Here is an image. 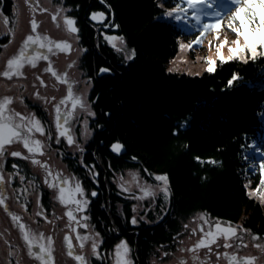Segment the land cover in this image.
I'll list each match as a JSON object with an SVG mask.
<instances>
[{
  "label": "trees",
  "instance_id": "1",
  "mask_svg": "<svg viewBox=\"0 0 264 264\" xmlns=\"http://www.w3.org/2000/svg\"><path fill=\"white\" fill-rule=\"evenodd\" d=\"M53 1L77 23L83 50L79 69L91 81L94 116L82 156L72 153L52 117H44L43 126L47 137H59L58 155L89 193L87 216L105 257L99 264H109V252L123 240L134 264H151L161 257L159 248L167 261L196 213L264 234V207L252 197L264 172L262 46L255 58L218 60L211 73L169 72L179 42L193 38L196 30L160 15L189 0ZM0 7L10 15L12 1L0 0ZM254 10L258 20L264 17L259 5ZM93 12H104L106 19L94 22ZM234 15L230 21L239 27L245 14L236 20ZM102 33L119 35L130 57L105 42ZM127 170L152 182L148 174L165 177L169 189L168 200L159 194L145 202L134 224L137 202L115 182ZM38 187L50 214L48 189ZM81 256L89 264L85 253ZM88 259L97 262L95 256Z\"/></svg>",
  "mask_w": 264,
  "mask_h": 264
},
{
  "label": "rangeland",
  "instance_id": "2",
  "mask_svg": "<svg viewBox=\"0 0 264 264\" xmlns=\"http://www.w3.org/2000/svg\"><path fill=\"white\" fill-rule=\"evenodd\" d=\"M11 1L10 15L0 7V38L7 36V43L0 54V105L3 104L4 98L8 97L10 105L8 110L3 111L17 112L19 116L27 117L31 128H36L37 122L39 127L43 126L30 111V105H48L58 134L63 132L64 135L61 136L67 143L71 137L72 143H68L70 150L73 154L81 152L82 156L83 146L92 134L90 123L94 110L89 96L91 81L83 78L79 69L83 50L79 44L77 23L60 3L53 0ZM243 1L189 0L184 7L174 6L162 13L160 19L173 21L187 30H191L190 27L196 30L193 38L179 42L177 52L169 62L168 71L201 75L208 72L209 58L215 62L211 65L214 69L218 60L227 61L229 50L236 46L234 41L238 39L236 32L229 27L238 25L235 26L230 21V16L243 6ZM90 19L97 23L103 22L106 14L93 12ZM68 20L73 21L71 27L75 31L70 30ZM216 23L220 24L218 29L211 26ZM102 35L105 42L130 57L119 35ZM29 36L33 37V40L29 41ZM220 45L223 47L219 49V53L223 54L224 60L220 59L218 53ZM27 48L30 58L16 62L20 52ZM262 48L264 52V46ZM260 50L258 48V51ZM8 76L11 77L6 79ZM24 96L28 97L29 103L21 105ZM56 102L60 103V106ZM42 139L43 170L38 176L24 178L13 171L10 175L5 173L0 179V264H84V256H81L84 253L89 264L91 263L88 255L95 256L98 262L96 264L102 263L105 257L99 250L100 237L87 216L89 193L84 190L79 179L67 169L62 154L58 155L59 137L52 140L45 135L43 128ZM3 153L4 149L0 151V155ZM4 160L0 157V168H3ZM148 175L154 182L136 170H127L115 178L118 188L132 194L137 202L136 222H139L138 216L144 210L145 202L152 197L161 194L163 200L169 199L166 181L157 180L156 177H161L157 174ZM34 178H40V186L43 184L41 187L48 189L52 201L50 214H47L43 207V192ZM14 183L19 186L12 187ZM252 197L264 207V172L261 184L252 190ZM69 211L73 213L71 219L67 215ZM193 218L192 222L189 221L191 224L187 234L185 232L179 242L175 257L172 255L166 261L162 258L163 250L159 248L161 257H155L151 264H181L182 257L187 258L186 264H203L202 260L209 257L210 262H216L207 250H198L196 242L200 236V226L208 229L210 220H218H212L204 213H196ZM235 228L239 229V234H243L240 238H246V232L242 231V228ZM253 243L250 242V245ZM122 244L126 245V249L118 247ZM244 248L243 251H246L247 247ZM108 258L109 264H134L131 248L124 240L112 248Z\"/></svg>",
  "mask_w": 264,
  "mask_h": 264
},
{
  "label": "flooded vegetation",
  "instance_id": "3",
  "mask_svg": "<svg viewBox=\"0 0 264 264\" xmlns=\"http://www.w3.org/2000/svg\"><path fill=\"white\" fill-rule=\"evenodd\" d=\"M1 39L6 40L7 36ZM5 44L2 43L0 46H5ZM28 56H30V53L27 48L20 52L16 62L23 58H30ZM10 77L8 76L6 79ZM6 101H9L8 97H5L3 104L0 105V140L3 141L2 145H0V151L4 149V153L0 157L5 159L3 168H0V179L5 173L10 175L13 171H16L17 174L22 175L24 178H29V176L31 178L34 175L38 176L43 170L42 154L44 146L42 132H37L36 128H31L27 117L19 116L17 112L5 113L3 110H8L10 105V102ZM22 103L21 105L29 103L26 96H24ZM30 111L35 114V119L39 120L42 126L44 125V117L54 118L49 114V107L40 104H31ZM26 141L27 147L25 146ZM37 142H39V146H37ZM13 153H19V155L14 156ZM34 179L40 186L39 179ZM18 186L15 183L12 185L14 188ZM209 227L208 229H203L200 226V236L196 243L198 250H207L210 256H214L216 262H210L209 257L202 260L203 264H264V234L252 232L239 222L219 220L214 222L210 220ZM235 227L242 228V231L246 232V238H240L243 234H239V229ZM252 241L254 243L250 245ZM244 247H247L246 251H243ZM193 251L196 252L197 250ZM193 251L190 250V252ZM180 261L181 264H186L187 258L182 257Z\"/></svg>",
  "mask_w": 264,
  "mask_h": 264
},
{
  "label": "snow or ice",
  "instance_id": "4",
  "mask_svg": "<svg viewBox=\"0 0 264 264\" xmlns=\"http://www.w3.org/2000/svg\"><path fill=\"white\" fill-rule=\"evenodd\" d=\"M235 2V0H234ZM244 4L246 5L245 7H239L235 15L233 17V20H236L237 18L241 17V14L244 13V19L240 21V26L239 27H233L232 25H229V27L236 32L238 39L234 41V44L236 45L235 47L230 48V55L227 57L228 60H235V59H240L244 60L248 54H250L253 58H255L258 55V48L261 46H264V17H261L258 20V14L254 10L257 5H259L262 9H264V0H244ZM206 15H216L215 13H205ZM179 17H177L178 19ZM70 30L75 31L74 28L71 27L73 24V21L68 20L67 21ZM214 28H219L220 24L216 23L211 25ZM29 41L33 40V37L29 36L27 38ZM241 39L243 42H241ZM227 44V41L224 42ZM223 45H220L218 47V53L219 49L222 48ZM220 54V59L224 60L225 57L223 56L222 53ZM260 55H264V52L259 53ZM209 67L207 71L209 73L213 72L214 68L211 65H214V61L209 58ZM11 64V62H10ZM7 76L8 73H5ZM10 102V101H6ZM58 111V110H57ZM58 121H59V116H58ZM36 130L39 132H43V128L39 127V123L37 122V127ZM61 135H64L63 132L60 133ZM3 141L0 140V145H2ZM68 143H72L71 137L68 139ZM25 146L27 147V141L25 142ZM37 146H39V142H37ZM119 148V146H116ZM14 156L19 155V153H13ZM157 180H166L165 177H156ZM93 196L96 195V193H92ZM61 199H64L63 196V190L61 191ZM78 203V202H77ZM69 218L71 219L73 217V213L69 211L67 213ZM132 223H135V220L132 221ZM23 227V226H21ZM234 231V230H233ZM27 239V237H26ZM118 247H124L126 249V245H120ZM94 250H95V245H94ZM82 259V258H79Z\"/></svg>",
  "mask_w": 264,
  "mask_h": 264
}]
</instances>
